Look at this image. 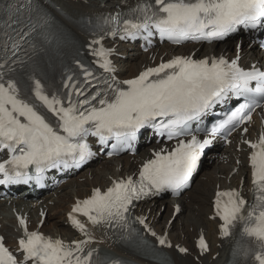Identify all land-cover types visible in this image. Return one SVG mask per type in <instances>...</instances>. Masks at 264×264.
<instances>
[{
    "label": "snow or ice",
    "instance_id": "1",
    "mask_svg": "<svg viewBox=\"0 0 264 264\" xmlns=\"http://www.w3.org/2000/svg\"><path fill=\"white\" fill-rule=\"evenodd\" d=\"M126 15L130 18L118 14L112 22L128 35L154 27L162 37L174 43L185 39H222L235 32L238 26L255 27L264 23V0H154V3L142 0ZM133 16L135 20L131 18ZM94 54L100 59V66L109 70L110 51L101 48L94 50ZM238 59L229 62L223 57L196 60L177 56L146 69L134 79L123 81L125 88L117 84L111 97L99 99L98 107L92 103L96 96L78 103L69 101L64 106L61 99L55 95L50 97L41 82L35 80L33 91L35 100L40 102L38 106L31 98L21 97L15 82L8 81L6 85L0 82V149H7L10 154L7 160L0 162V176L3 177L0 184L32 179L28 174L30 167L39 179L46 168L61 163L68 166L69 161L74 164L85 161L93 155L83 143L89 133L99 137L102 144L109 138H115L117 144H128L145 127L166 131L169 139L190 135L189 122L199 120L230 93L243 96L245 103L226 121L213 127L211 134L224 128L235 130L245 121H251V113L264 101V71L255 65L251 70H244ZM41 106L57 118V127L54 128L40 111ZM157 118H162L158 124L155 123ZM210 143L207 139L201 142L195 135L187 142L180 139L167 154L154 153L155 158L143 165L138 181L129 177L114 182L106 192L97 189L91 198L78 202L73 212L87 217L92 225L115 223L128 228L125 214L133 200L165 190L177 193L187 187L200 154ZM246 143L253 149L250 156L253 203L246 208L247 202L238 192H218L216 215L223 222L222 236H230L231 230L240 224L241 237H247L253 243V247H245L238 241L233 256L242 253L245 258L251 256L255 264H264V134L258 142ZM69 219L86 233L83 223L72 216ZM139 222L144 224L143 219ZM19 223L24 227L25 238L19 240L23 260L18 261L0 237V264H104L99 257L92 262L91 251L80 255L83 253L81 243H76L73 249L61 240L28 232L23 218ZM151 234L156 236L155 232ZM157 239L160 245L172 247L166 238ZM198 246L202 252L208 250L202 236ZM178 250L187 252L185 248ZM158 264L169 262L166 257H159Z\"/></svg>",
    "mask_w": 264,
    "mask_h": 264
},
{
    "label": "bare ground",
    "instance_id": "2",
    "mask_svg": "<svg viewBox=\"0 0 264 264\" xmlns=\"http://www.w3.org/2000/svg\"><path fill=\"white\" fill-rule=\"evenodd\" d=\"M2 0H0L1 2ZM49 1L53 3L55 6H60L66 14L72 18L73 20L80 19L83 15H99L102 12L114 10L116 7L120 5V3L125 2H132L133 0H86L85 2H77L72 3L68 2L67 0H40ZM51 14L63 25L66 29L71 33L73 36L77 37L80 41H83V35L80 34L77 27H74L69 21L64 17L60 16L57 12L51 10ZM213 49V46L204 48V53L209 52ZM223 49L228 50V44L224 43L219 45L214 53H218ZM194 50L193 47L188 49V52ZM127 52V51H126ZM124 52V53H126ZM168 52V48H162L161 52L158 56L162 55L163 53ZM243 53L247 55L251 53L253 55L257 54L253 47L247 50L244 49ZM129 57L132 58V63L130 64V68L127 72L123 73L122 76L131 77L136 74L139 70V63L145 61V56L137 55L135 53H130ZM167 59V57H165ZM164 59V60H165ZM136 60H139L138 66H136ZM121 68L126 66L124 62H120ZM143 155H146V152L143 151ZM122 159L112 160L107 162L104 165L103 170H96L91 176L93 180L88 183L84 184H73L63 188L62 195L63 197H68L69 194L75 198H85L87 197L92 188H103L106 187L112 180L116 177L122 176L124 174H128L127 168L122 166L120 170H118L119 165H121ZM212 166L207 172H205L204 181L196 182L194 184V189L192 190V198L189 204H184L181 200L177 201H169V202H162L160 205L157 203L147 204L142 208L140 214L147 219V222L154 228V231L158 235H165L169 242L172 244L173 247L177 248H185L189 252H191L194 256L199 259L198 263L193 261V257L184 256L181 257L175 250L172 248L170 250H164L165 253L169 256L171 260V264H225L228 261V255L230 252V246H226L223 242L219 241L218 239V223L215 220H210L209 217L211 213V207L207 203L205 196L213 197V191L215 185H220L222 187L225 186L226 181H221L220 176L225 175L226 177L231 172V167H224V166H216L215 164L210 165ZM104 169L107 171L105 172ZM227 170V171H226ZM130 172V171H129ZM244 177V167L240 169L238 174L232 175L229 179L230 184L232 185H240L241 179ZM110 180V181H109ZM212 188L210 189V186ZM192 187V188H193ZM81 191V192H80ZM174 204H178L180 208V214L175 218L173 223L170 225L167 224L171 213H172V206ZM18 207H26L27 202H17L16 204ZM56 205L64 206L61 200H59ZM70 205L67 206L69 209ZM0 208L5 210V205H0ZM164 208V211L167 212V216L164 221L162 219V212L161 210ZM186 211L184 218L182 219V212ZM56 211H49V219L52 218L53 214ZM31 219H34V215L29 214ZM204 217V218H203ZM66 218L60 219L56 221L53 225L45 224L41 230V232L45 233L50 237L61 238L69 241L72 240V236H75L73 232L70 231L68 227L63 226L66 224ZM13 219L10 215L7 216V225L3 224L2 231L4 234L8 235L9 228L8 225L13 224ZM203 237L209 247V254L201 255L196 250V242L200 237ZM103 249H107L106 246H102ZM111 250L115 251L117 255H120L121 251L117 247L111 246ZM217 254L215 259H212V256Z\"/></svg>",
    "mask_w": 264,
    "mask_h": 264
},
{
    "label": "rangeland",
    "instance_id": "3",
    "mask_svg": "<svg viewBox=\"0 0 264 264\" xmlns=\"http://www.w3.org/2000/svg\"><path fill=\"white\" fill-rule=\"evenodd\" d=\"M95 172V171H94ZM207 172V171H206ZM92 179H90V178H88L87 179V181H91ZM212 187L210 186V189H211ZM81 192V191H80ZM65 198V197H64ZM66 199V198H65ZM205 199H206V201H207V203L209 204L210 203V196H205ZM61 207H63V206H61ZM161 212H162V219H161V221H164L165 220V218L166 217H168L167 215V212L166 211H164V208L161 210ZM187 212L186 211H184V212H182V219L184 218V216H185V214H186ZM204 218V217H203ZM61 218L60 217H58V213L56 212V213H54L53 214V216H52V218H51V220H48V225H53L56 221H58V220H60ZM48 225H46V226H48Z\"/></svg>",
    "mask_w": 264,
    "mask_h": 264
}]
</instances>
